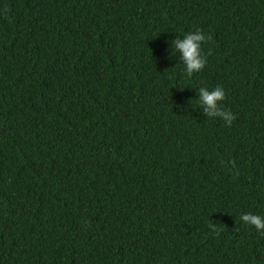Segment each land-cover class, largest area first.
<instances>
[{
    "label": "trees",
    "instance_id": "obj_1",
    "mask_svg": "<svg viewBox=\"0 0 264 264\" xmlns=\"http://www.w3.org/2000/svg\"><path fill=\"white\" fill-rule=\"evenodd\" d=\"M217 86L230 126L198 104ZM248 213L264 0H0V264H264Z\"/></svg>",
    "mask_w": 264,
    "mask_h": 264
},
{
    "label": "clouds",
    "instance_id": "obj_2",
    "mask_svg": "<svg viewBox=\"0 0 264 264\" xmlns=\"http://www.w3.org/2000/svg\"><path fill=\"white\" fill-rule=\"evenodd\" d=\"M211 40V36L205 37L204 33L197 29L194 33H189L183 39L177 38L172 41L173 50L180 53V59L185 66V75L189 78L194 73L201 72L206 66V57L202 55V44ZM225 99V91L217 86L213 90L201 87L198 92V104L203 108V113L207 117H219L229 126L235 119L231 112L220 107V102ZM240 219L245 225L253 226L259 233L264 234V217L252 213L243 214ZM209 227L216 232L215 223H210Z\"/></svg>",
    "mask_w": 264,
    "mask_h": 264
}]
</instances>
